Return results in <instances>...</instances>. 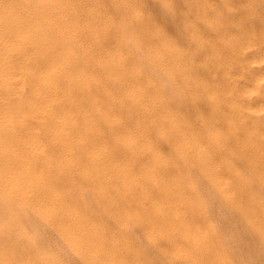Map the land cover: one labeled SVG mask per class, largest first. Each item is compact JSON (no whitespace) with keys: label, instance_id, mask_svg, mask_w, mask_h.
Masks as SVG:
<instances>
[{"label":"bare ground","instance_id":"bare-ground-1","mask_svg":"<svg viewBox=\"0 0 264 264\" xmlns=\"http://www.w3.org/2000/svg\"><path fill=\"white\" fill-rule=\"evenodd\" d=\"M86 1H88V0H86ZM102 1L104 2V0H102ZM124 1L125 0H121L122 5L125 4ZM98 2L96 3V1H95V3L97 5H98ZM192 2H194V1H192ZM258 2H260V1H258ZM113 3H115V2H113ZM155 3H156V1H155ZM160 3H161L160 5H162V7L165 8L166 10L169 7L168 5L170 4V3L167 4L166 0H160ZM204 3H205V5L203 7H204V11H206V8L209 7L210 5H209L208 0L207 1L205 0ZM82 4H84V3H82ZM82 4H81V6H82ZM105 4L107 5V2ZM147 4H148V2H147ZM153 4H154V2H153ZM182 4H184V3H182ZM185 4H186V2H185ZM220 4L222 5V3H220ZM97 5H95V6H97ZM144 5H146V4H144ZM174 5H176V4H174ZM79 6H80V4L77 3L76 0H0V264H62L56 258L55 254H54L56 251H54V253H53V252L49 251V248H43V247L40 248L39 247L40 236H41V233H43V232L38 234L37 231H35L34 229H30L28 226H26L27 224L25 222V219H26L25 217L28 215L33 217L35 220H37L38 224L40 223V224H42V226L44 225L45 227L52 230L56 234V235L55 234L54 235L59 238V240L61 241V243H63V245H65L64 247H66V249L68 251L73 253V255L77 256L78 259L81 262H83L84 264H127L126 259H125L126 257L124 256V254L132 251V249L130 247H123L122 248V246L119 244L116 246L115 245H113V246L109 245L108 246V244L106 245L104 240H106L105 237L108 236V235L105 236V229H107V228L106 227L104 228L103 226L97 224L100 219L98 221H96L97 222L96 223L95 221L92 220V218H91V220H90V218H87L89 215L87 214L88 216L86 217V215L84 214V212L87 210H84V212H83V206L82 205H84V204H82V203L84 201L82 199H80V202L77 203L76 202V199H77L76 196H78V195H76L74 197L76 205L74 204L75 206H72L71 204L68 203V202H71V200H73V199L70 200V198H71L70 189L69 188H63V187H61V189H60V188H58L59 185L57 186V184L59 182L61 183V180L68 177V176H66V174L69 175L68 171H72L70 168L76 169L75 167L78 165V164L76 165L72 159H69L68 158L69 156L67 157V155H70V153L73 152L72 148L74 146L78 147L79 153L81 154V157H82V155H84V156H87V158L92 157L96 162L101 161L103 163V164L101 163L102 167L99 165L98 166L102 168V171L104 168V170L106 169V170H109L110 173L112 172V174L116 178L114 180L115 181L117 180V182H114L115 185H113L114 183L113 184L110 183V185H111L112 189H114V190L117 189L118 192L117 191H115V192L123 195L126 198H128L127 196H131L133 201L136 199V197H139L140 201L141 200L143 201V204L149 203V205H151L153 207L152 208L153 210L149 214L147 213L148 217L145 221L146 226H147L146 229L148 232V239L151 240L150 242H154L155 240L162 238V237L167 238V243L170 245L171 250H169L170 249L169 248V249L162 251V253L167 257L168 260L173 261L176 257H181V258H184L188 264H231V262L229 260V253L223 247L224 245L222 244V242L215 240V238H216L215 229H214L213 224L210 221L211 219L209 220V218H211V217L209 216V218H208V216L206 214L207 208H206V205H204V201L202 202L201 199H199L201 196L199 198L196 196L193 185L191 183H189L188 180H186V179L184 180L183 177H185V176H182L181 173H178L179 175H177L176 173H174L172 175L165 173L167 170L166 161H164V159H162V156L160 155V153L157 152L155 150V147L152 146V144L150 142L151 140L149 141L146 139L147 137L145 138V136H144L145 135L144 130H146V129H144L145 125L143 127L144 130L141 128L142 126L141 127L139 126L140 128H138V126L135 125L138 129L136 128V130H134V131L128 130L129 131L128 132L125 130L128 133H126L125 135L122 134V136H121V134H120V136H117V134H115L114 139L117 141L116 143L120 144L123 147V151H126V153L130 157L128 161L125 160L127 162L124 161V163H122L121 161H119L122 164H119L117 160H113L114 158L109 153L113 148L109 151V147H111V146H109V144L107 143V141L104 140L103 137H102L103 139H101V140L99 139L101 141V143H99V140H98V142H96L93 139L94 142H96V144L99 143L98 146H96L95 148H93V147L90 148L91 146H87L85 148L86 150L84 149V147L81 148L86 142H88V139H92L94 137L100 138V136H103V132H102V128H101L102 125H99V123H95L93 121L94 116H96V113L99 112V107H100L98 100L95 97L96 95L93 96V94H92V92H93L92 89H96V88H94V86L99 87L97 84L98 81L96 82V77H95L96 76L95 74L97 73L98 70L96 69L97 70L96 73L93 74V72L90 71L91 68L90 69L87 68V67H89V65H92L93 67L98 66L99 68L101 67L103 69V71L106 75H107V73L110 75V78L108 77L110 80L114 76L118 80H121V79L124 80L125 79V82H127V83L124 82L125 83L124 88H126L125 94H127L128 100L131 103V108L135 109V111H136L133 113L136 114L139 112V114L142 113L143 115H145L146 113L156 114V116H158V120H160V122H162V124H165L168 126L167 128L162 127L163 125L161 126L162 128H160L159 134H158L159 137L162 138L164 141L169 140V142L171 141V143H174V145H172V146L174 147V150L176 152L175 154H177V157L186 161L188 168H193V167L198 166V168L201 170L204 178L206 179L208 185L211 186L216 191V193L223 199L224 202L230 203L233 208H235V206H236L237 207L236 209L239 210L238 206L234 202V196L231 192L232 181L230 178H226L225 174H223V170L225 168L226 170H228V173L232 176V178L233 177H239V174H238L239 172H237V169L234 166L229 165L224 159L223 160L220 159L221 160L220 162L213 161L214 158L210 155V153L206 149L203 148V146L201 145V143L197 137H195L194 135L193 136L188 135L185 132H183V130L181 128V122L182 121L179 120L178 116H175L176 115L175 112L173 113L172 111L167 110V108L164 109V107H163L164 105L162 106L163 102L161 101V98L159 97L160 95L158 96V93H156L157 92L156 90H158L157 85H155L153 82L148 80L147 83H145L146 84L145 87L138 86V84L141 83V82H139V83L136 82V80L139 79L138 71L140 70L141 67H143L145 65V63L140 58V56L137 55L138 56L137 58H140L139 60L142 61L144 63V65L142 64L143 66L141 65L140 68H138L137 66H135L134 68L131 67L132 68L131 72L130 71L128 72V70H127L128 68L126 69V67H125V65H126L125 59H128V57H125L124 53H122L120 50V49H122V51L125 50L123 47V44L128 39L125 41L123 39L120 40L117 45H115V46L113 45L114 47H112L113 48L112 50L109 49V51H106L104 54H99L98 56L92 55L91 49H94V47H96V46L97 47L101 46V45L103 46L102 43H104L103 42L104 41V35L110 29H108L107 26H100V27L97 26L96 27L97 31L95 33H93L91 31L90 34H92V33L93 34L91 35L90 40H88V42L89 41L90 42L88 44L86 43V45H85L84 42L86 40L82 42L80 35L83 32H85L86 30H90V29H88L89 28L88 25H91L90 24L91 22H89L90 20L89 21L87 20L88 22H85V24H84V23H82L83 19H82V21H80L79 14H82V13H78L79 9L81 8V7L79 8ZM90 6H91V4H90ZM98 6H100V5H98ZM107 6L109 7V4ZM147 6L150 9V5H147ZM157 6H159V4ZM89 7L87 9H84V11L86 10V11H88V13H90L92 11V9H90ZM92 7H94V6H92ZM118 7H119L118 10H120V6H118ZM159 7H161V6H159ZM185 7H186V5H185ZM255 7H256V5H255ZM135 8L136 7H133V6L130 7L131 13L133 15L132 19L135 18L134 21L136 19L140 18V12L138 10H136ZM96 9H98V8H96ZM100 9H99V11H100ZM147 9H145V10H147ZM151 9H153V8H151ZM116 10H115V12H117ZM153 10H154L153 12H155V9H153ZM159 10H161V9H159ZM190 10H191V7H190ZM84 11H82V12H84ZM113 11H111V12H113ZM120 11H118V12H120ZM148 11H150V10H148ZM106 12H108V11H106ZM153 12H152V14H153ZM100 13H102V12H100ZM121 13L122 12H120V14ZM103 14H105V13H103ZM113 14H114V12H113ZM124 14L122 13V15H124ZM189 14H191V13H189ZM111 15H112V13H111ZM115 15H112V16H115ZM125 15L128 16V14H125ZM154 15L156 16V13ZM167 15H169V14H167ZM179 15H180V13H179ZM82 16L83 15H81V18H82ZM100 16H102V15H100ZM89 17H91V16H89ZM162 17H165V20L168 17L170 18V16H167V18H166V15H163V14H162ZM257 17H259V16H257ZM115 18H117V15L115 16ZM87 19H88V17H87ZM94 19H95V17H94ZM111 19H112V17H111ZM130 19L129 20L127 19L128 20L127 22H131ZM184 19H186V17ZM184 19H183V22H184ZM249 19H248V21H249ZM170 20H172V19H170ZM170 20L168 21V23H166V22L165 23L166 24L170 23V25H171ZM117 21L118 20H116L114 22L116 23ZM154 21H155V19H154ZM252 21H253V19H252ZM98 22H101V20H99ZM98 22H96V23L93 22V23H94V25L95 24L98 25ZM180 22H181V19H180ZM117 23H120V22H117ZM134 24H136V23H134ZM103 25H105V24H103ZM113 25L114 24H112V26ZM127 25H129V24H127ZM130 25H132V23H130ZM139 25H142V24H139ZM172 25H173V23H172ZM154 26H155V24H153V26L151 25V27H154ZM155 27H157V24ZM173 28H172V31H173ZM93 29H95V28H93ZM133 29H135V27ZM111 30H110V32H111ZM118 30H120V29H118ZM139 30H140V28H139ZM139 30H138V32H139ZM145 30H147V29H145ZM151 30H153V29H151ZM206 30H207V28H206ZM127 31H128V28H127ZM134 31L137 32L136 29ZM121 32H122V29H121ZM115 33H117V32H115ZM127 33H129V31ZM155 33H156V38H158V41L161 40L160 44L156 46L154 51L150 50L151 48L149 50H147L145 52L146 53L145 56L151 57L153 59L152 60L149 58L150 62L152 60L153 62L155 61V63L159 64L160 66L161 65L165 66V59L168 58V57L166 58L165 55L166 56L168 55L169 59H170V63H168L165 67H163L164 73H166L167 77L169 76L173 80L176 79L177 77L179 78L181 73L177 68L179 67L178 65H180V61H179L180 60L179 58L181 57L180 53L178 54L180 57L176 56L177 55V53H176L177 48H175L176 46L173 45L170 41H168L166 39L163 40V37L161 38L160 29L158 27H157V29H155ZM180 33L181 32H179V34ZM109 34H111V33H109ZM144 34H145V31H144ZM172 34H173V32H172ZM116 35H118V33ZM119 35H120V33H119ZM127 35L128 34H126V36ZM87 36H88V34H87ZM130 36H131V34H130ZM138 36H139V34H138ZM105 37H106V35H105ZM120 37H121V35H120ZM134 37H136L135 34H134ZM225 37L226 36H224V38ZM260 37H262V36H260ZM128 38H130V37H128ZM131 39H134V38L131 37ZM151 39H153V38H151ZM135 40H137V38ZM138 40H139V38H138ZM142 40H144V39H142ZM111 41H109V42H111ZM145 41H146V39H145ZM129 42H131V40ZM142 43H143V41H142ZM206 43H209V42H206ZM106 44L107 43H105V45ZM112 44H114V41ZM155 44H156V42H155ZM128 45H129L130 51H131V48H133V47L130 46L131 45L130 43ZM153 45H154V43H153ZM202 45H204V44H202ZM110 46H111V44H110ZM126 46H127V44H126ZM143 46H144V43H143ZM120 47H122V48H120ZM139 47H138V49L141 48V50H142V47H140V48ZM154 47H155V45H154ZM177 47H179V46L177 45ZM223 48H224V46H223ZM261 48H262V46H261ZM105 49L108 50V48H105ZM145 50H146V48H145ZM134 52H136V54H137V51L135 49H134ZM127 54H125V55H127ZM133 55H135V53ZM142 56L144 57V55H142ZM214 57H216V56H214ZM127 61H129V59ZM134 61H136V60L134 59ZM134 61L133 62L130 61V63L133 64ZM137 62H138V60H137ZM139 64H141V63H139ZM146 65L148 68L150 67L149 69L153 68V67H151L152 65H149V63L148 64L146 63ZM133 66H134V64H133ZM147 67H145L146 71L148 69ZM158 68H160V73H161V67H158ZM149 69H148V72H151L150 74H152L153 71H150ZM155 73H157V72H155ZM155 73H153L155 76V77L154 76L153 77L158 78L159 75H157V77H156ZM178 74H179V76H178ZM259 75H261V74H259ZM147 76H148V73H147ZM256 76H258V75H256ZM165 77H162V78L164 79ZM158 79H160V78H158ZM106 80H108V79L106 78ZM113 80L115 82L118 81V80H115L113 78L110 81L112 86L115 84V82L112 83ZM165 80L168 82V80L166 78H165ZM261 80H263V77L257 78L256 82L259 83ZM175 81L176 80H174V82ZM182 81H184V79H182ZM101 82H99V83H101ZM106 82H104V84ZM110 83H108V85H110ZM164 83L165 82L162 81L163 85H164ZM120 84H122V83H120ZM120 84H118V85H120ZM165 85L168 86L167 84H165ZM180 85H181V83H180ZM197 85H198V83H197ZM102 86L104 87V85H101V87ZM107 86H105L104 89H106ZM166 86L163 88L166 89ZM115 87L117 88V86H115ZM115 87H112V88L115 89ZM225 87H226V85H225ZM124 88H122V89H124ZM173 88H174V86L172 87V89ZM182 88H185V87L182 86ZM109 89H111L110 86H109ZM168 89L169 88L167 87V90ZM170 90H171V88L169 89V91ZM120 91L122 92V90H120ZM192 91H193V89H192ZM158 92H160V91H158ZM101 93H102V91H101ZM181 93L184 94L183 92H181ZM258 94H260V93H258ZM100 95L102 96V94H100ZM111 95L113 96L114 94H111ZM119 95H120V97H122L121 94H119ZM172 95H171V97H173ZM175 95H176V93H175ZM101 96H100V98H101ZM206 96H207V94H206ZM115 97H117L116 94H115ZM110 98H111V96H110ZM118 98H119V96H118ZM118 98H116V100ZM209 98H211V97H209ZM108 100L106 103H108ZM111 101H113V100H111ZM87 102L89 103V106H88V104L86 105ZM259 102H258V104H259ZM120 103H121V101H120ZM101 106H103V105H101ZM124 107H125V105H123V108ZM101 108L102 107H100V109ZM103 108H105V107L103 106ZM238 108H240V107H238ZM108 110H109V108H108ZM115 110L112 111L113 115H114V113L117 112ZM259 110H261V111L264 110V102L263 101L260 104ZM121 111H124V110L122 109ZM112 112H110V113H112ZM250 112H251V110H250ZM120 113H122V112H120ZM130 114H132V113H130ZM152 114H151V116H152ZM222 114H223V112H222ZM98 115H100V114H98ZM98 115L96 117L97 120H99L98 118H100V116H101L100 115L98 117ZM102 115H104L103 112H102ZM119 115H122V114H119ZM248 115H249V113H248ZM103 117L104 118L100 119L99 121L102 124L104 123L105 126H106V124L108 126H110L111 124H113L112 122H116L115 118L114 119L111 118L112 116H110L109 118H108V115L103 116ZM116 117H118V116H116ZM136 117L139 118L140 116L138 115ZM144 117H142V118H144ZM255 117H257V116H255ZM131 118H133V116H131ZM152 118H153V116H152ZM134 119H137V118H134ZM97 120H96V122H97ZM119 120H120V117H119ZM121 120H123V119H121ZM126 120H127V118L125 119V121ZM131 121H132V119H131ZM148 121L146 124H148ZM152 121H153V119H152ZM136 122H135V124H138V122L137 123ZM142 122H145V120L144 121L142 120ZM117 123H116V125H117ZM122 124H123V121H122ZM141 124H145V123H141ZM156 124L157 123H155V125ZM104 125H103V127H104ZM127 125H129V124H127ZM120 126H119V128H120ZM130 126L132 127L131 124H130ZM112 127H114V126H112ZM126 127H128V126H126ZM109 129L103 130L104 134H105V131L106 130L108 131ZM121 129H123V127H121ZM124 129H125V127H124ZM157 129H158V127H157ZM132 130H133V128H132ZM122 131L125 133L124 130H122ZM110 132H111V130H110ZM116 133H117V131H116ZM119 133H121V132H119ZM111 134L112 133H110V135ZM149 135H147V136H149ZM212 135H214L216 137H214ZM208 136L213 139L212 142L214 143V145L216 146V148L218 150L224 149V147L222 145L223 143L217 135L211 134L209 132ZM107 140H108V138H107ZM109 141H110V139H109ZM223 142H224V140H223ZM94 144L95 143H93V145ZM228 144H229V142H228ZM263 144H264V142H263ZM84 146H86V144ZM88 147L91 151L89 149H88L89 151H87ZM166 147H168V146H166ZM121 149H120V151H122ZM250 149H251V147H250ZM163 150H162V152H163ZM117 151H119V150H117ZM259 153H260L259 161L261 163L260 165H262V164L264 165V151L261 150ZM143 154H145V156H146V154L149 155V157H151V162L149 161L150 163L145 164V166L143 165L144 167L142 169L141 174L136 176L132 173L133 168H132V164H130V163L134 164V161L136 159L139 160L140 156H142ZM75 155H76V153H75ZM81 157H79V155H78V158L81 159ZM78 158H77V160H78ZM83 158L85 159V157H83ZM123 159H124V157H123ZM86 161H87V159H86ZM90 162H92L91 159H90ZM79 166L77 168V171L79 173H81L80 175L81 176L83 175L82 177H84L85 172H86L87 175H85V176H88V172L86 170L84 171L81 167L79 168ZM86 166H87V164H86ZM256 167H257V169L259 168L258 170L260 172L257 171ZM89 168H90V166H89ZM250 168L256 170L255 172H256V175L258 177L257 181L260 184V186L264 188V166L260 168L259 165L252 164V165H250ZM56 171L59 172L61 174V176L59 173H58L59 174L58 175L56 173ZM65 171L68 173H66L64 175L63 173H65ZM92 173H94V172H92ZM62 174L64 175V177H62ZM89 174H90V172H89ZM70 177L71 176H69V178ZM72 179H73V177H72ZM108 179H110V178H108ZM111 179H110V181H111ZM142 179L145 180V182H146L145 187H143L141 185ZM196 180H197V178H196ZM64 181L62 182V184L64 183ZM99 181H102L101 178ZM190 181H192V180H190ZM86 182H87V179H86ZM86 182H85V184H86ZM95 182H96L97 188L95 187L94 191H96V189H97L98 194L100 195L101 199L103 198V200H105L107 197L106 194L110 193V192H108L109 191L108 188H110V187L107 184H105L107 186V188L100 187L101 186V184H99L100 182L99 183L97 181H95ZM103 182H104V180H103ZM66 183L74 184L75 181L73 183V181H71V179H70L69 182H67V180H66ZM77 185H79V184H77ZM86 185H85V187H86ZM91 185H93V183ZM245 185L246 184H244V186ZM247 186H249V183L246 185V187ZM90 187H92V189H93V186H90ZM79 188H81V186ZM79 188H78V190H79ZM83 189L84 188H82V190ZM89 189H91V188H89ZM238 189H241V188L238 187ZM149 190H151L153 192L158 191V193L162 196L163 200L160 203L152 201ZM72 191H74V190H72ZM106 191H107V193H106ZM79 192H80V190H79ZM77 193L78 192L76 191L75 194H77ZM80 193H83V192H80ZM87 195H89V194H87ZM79 196H82V194ZM114 196H116V195H114ZM83 197H81V198H83ZM85 197H86V195H85ZM89 197H91V195H89L87 197V199ZM118 197H120V195ZM155 198H157L156 195H155ZM93 199L94 198L91 199L92 201H90V199H89V201L93 202ZM117 199L118 198H116V200ZM260 199L254 193H251L250 199H249L250 203H249V206L247 207V209L244 211V208L242 206L240 207V209H241L242 214H244L245 222L248 224V226L250 225V227L253 229V231L255 233L258 234L259 238L261 239V242L264 244V205L261 203ZM68 200H70V201H68ZM95 200H94V202H95ZM85 201H88V200H85ZM98 202H100V198H99V201H97L95 203H98ZM245 202H247V201H245ZM71 203L73 204L74 201H72ZM88 204L86 206H88ZM105 204H107V203H105ZM126 204H127V202H126ZM93 205L91 204V207H93ZM225 206H227V205H225ZM89 207H90V205H89ZM95 207H96V205H95ZM108 207H109V204H108ZM84 208H86V207H84ZM122 210H124V209H122ZM146 210H148V209H146ZM89 212L91 213L90 208H89ZM85 213H88V212H85ZM112 213H113V211H112ZM115 213H117V212H115ZM135 213H137V212H135ZM143 214H145V213H143ZM106 215H107V213H106ZM96 216L97 215H95V217ZM132 216L133 215L131 214L129 217L131 218ZM115 218H117V217H115ZM101 219H102V217H101ZM133 219H134V221L136 220L137 222L140 221L139 217L137 215H134L132 220ZM108 238H109V236H108ZM52 240H54V239H52ZM48 247H49V244H48ZM60 255H59V257H60ZM134 264H137V263H134Z\"/></svg>","mask_w":264,"mask_h":264},{"label":"rangeland","instance_id":"rangeland-1","mask_svg":"<svg viewBox=\"0 0 264 264\" xmlns=\"http://www.w3.org/2000/svg\"><path fill=\"white\" fill-rule=\"evenodd\" d=\"M95 1H96V3L99 1L98 5H100V6H98L95 3ZM118 1L119 0H104V2L102 0H94V1L93 0H91V1L90 0H88V1L76 0V2L80 4L79 8L81 7L80 9L78 8L79 9L78 13H82V14H79L80 21H82V19H83L82 23H84V24H85V22H88L89 20H90L89 22H91L90 23L91 25H88V27H89L88 29H90V30L85 31L88 34V36L85 32H83L82 33L83 35L82 34L80 35L81 41L83 42L86 40L84 42V44L85 45H86V43L88 44L90 42V41L88 42V40H90L91 35L97 31V28H96L97 26H99V27L100 26H107L108 29H110V30L112 29L111 32H110V30H108L105 34L106 37L104 35V41H103L104 43H102L103 46L102 45L98 46V47L96 46V47H94V49H91L92 55L98 56L99 54H104L106 51H109V49L112 50L113 49L112 47L117 45L120 40L123 39L125 41L128 39L127 41H125V43L127 44L128 47L126 46L125 43H124L125 45L123 44V47L126 51L124 50L125 51L124 52V51H122V49H120L121 52L124 53V56L128 57V59H129V61H127L128 59H125L126 60L125 67H126V69L128 68L127 69L128 72L129 71L131 72L132 68H134L135 66L140 68L142 64L144 65V63H145V65H146V63L147 64L149 63V65H152L151 66V67H153L152 69H149L150 67L148 68L147 65L146 66L144 65V66L147 67L150 71H153V73L159 72L158 74L157 73H155V74H156V77H157V75H159L158 78H160V79L154 78L155 77L154 74L153 73L150 74L151 72H148V69L146 71V68L142 65L143 66V67H141L142 69L140 68V70L138 71L139 79H137L138 81L136 80L137 83L141 82L138 84V86L145 87L146 86L145 83H147L148 80L153 82L155 85H157L158 90H156L157 91L156 93H158V96L160 95L159 97L161 98V101L163 102L162 106L164 105L163 106L164 109L167 108V110L172 111L173 113L175 112V114H176L175 116H178L179 120L182 121L181 122V128H182L183 132H185L188 135H192V136L194 135L195 137H197L199 139L201 145L203 146V148L206 149L210 153V155L214 158L213 161L220 162L221 160L224 159L229 165H232L237 169V172H239L238 173L239 177H233L232 178V176L228 173V170H226L225 168L223 170V174H225L226 178H230L232 181L231 192L234 196V202L238 206L239 210L236 209L237 208L236 206H235V208H233L230 203L224 202L223 199L216 193V191L211 186L208 185L206 179L204 178V176H203L201 170L198 168V166L193 167V168H188L187 164H186L187 162L182 160L181 158L177 157V154H175L176 152L174 150V147L172 146V145H174V143H171V141L169 142V140L164 141L162 138L159 137L158 134H159L160 128H162V127L167 128L168 126L165 124H162V122H160V120H158V116H156V114L146 113L145 115H143L142 113L139 114L138 111H137L138 113H136V114L133 113L136 111H135V109L131 108V103L128 100L127 94H125L126 88H124V87H125V83H127V82H125V79L124 80H122V79L118 80L114 76L113 78L115 80H118L117 82H115L114 80L112 81V83H114V82H115V84L117 83L116 85L114 84L115 86H117V88H116L114 85L112 86L110 83V81L113 78H111V80H110L109 79L110 75L108 73L106 75L104 73L103 69L101 67H100L101 68L100 69L98 66L93 67L92 65H89V67H87V68H89V69L91 68L90 71H92L93 74L96 73V71L98 70L97 73L95 74L96 75L95 77H96V82L98 81L97 84L99 87L94 86V88H96V89H92L93 90L92 94H93V96L96 95L95 97L97 98L100 107L103 108V106H104L105 108L100 109V107H99V112L96 113V116H94L93 121L95 123H99V125H102L101 128H102L103 136H100V138L94 137L92 139H88V142L85 143L86 146H84L85 145L84 144L81 148L84 147V149H85L87 146H91L90 148H92V147L95 148L96 146H98L99 143H101L100 140L104 138V140L107 141L109 146H111V147H109V151L113 148L112 149L113 151L111 150L109 152L110 155L114 158L113 160H117L119 164H122V163H124L125 160L128 161L130 157L126 153V151H123V147L120 144L116 143L117 141L114 139L115 134H117V136H120V134H121V136H122V134L125 135L129 131L136 130V128H137L136 126H138V128H140L142 126L141 128L143 129V127L145 125L144 129H146V130L143 129L144 134H145L144 135L145 138L147 137L146 138L147 140H149V141L151 140L150 142H151L152 146L155 147V150L160 153V155L162 156V159H164V161H166L167 170L165 173H168L169 175H172L174 173L179 175L178 173H181L182 176H185V177H183L184 180L185 179L188 180V182L193 185L196 196L198 198L201 196L199 199H201L202 202L204 201V205H206V208H207L206 214H207L208 218H209V216L211 217V218H209V220L211 219L210 221L213 224L214 229H215V235H216L215 240L222 242V244L224 245L223 247L229 253V260H230L231 264H264V244L261 242V239L259 238L258 234L255 233L253 231V229L250 227V225L248 226V224L245 222L244 214H242L241 209H240L241 206L244 208V211L247 209V207L249 206V203H250L249 199H250L251 193H254L256 196H258L259 199L261 198L260 201L264 205V199H263L264 198V196H263L264 195V188L261 187L257 181L258 177H257L256 172H255L256 170L250 168V165H252V164H257V165H259L260 168L264 166L263 164L260 165L261 163L259 161V155H260L259 152L261 150L264 151V144H263V142H264L263 141L264 140V119H263L264 118V110L263 111L259 110L260 104L262 103V101L264 102V99H263L264 98V37H263L264 36V0H262V1L261 0H221V1L220 0H208L210 6L206 8V11H204V7H203L205 5V3H204L205 0H166L167 4L170 3L168 5L169 7L167 8V10L165 8H163L162 5H160L161 4L160 0H152V1L151 0H149V1L148 0H125L124 1L125 4H123V5L121 3V0L119 2ZM155 1H156V3L157 2L158 3L156 4ZM192 1H194V2H192ZM258 1H260V2H258ZM106 2H107V5L109 4V7L105 4ZM113 2H115V3H113ZM147 2H148V4H147ZM153 2L155 5L153 4ZM185 2H186V4H185ZM82 3H84V4H82ZM143 3L146 5H144ZM182 3H184V4H182ZM220 3H222L223 6ZM81 4H82V6H81ZM90 4H91V6H90ZM158 4L161 7L157 6ZM174 4H176V5H174ZM192 4L193 5L195 4V5L193 6ZM95 5H97V6H95ZM147 5H150V9ZM185 5H186V7H185ZM255 5H256V7H255ZM87 6L88 7L90 6L89 8L92 9V11L90 13H88V11H86V10L84 11V9L88 8ZM92 6H94V7H92ZM118 6H120L121 11L118 10L119 9ZM132 6L136 7L135 9L140 12V18H139L140 20L136 19L134 21L135 18L132 19L133 15H132L131 9H130V7H132ZM190 7H191V10H190ZM96 8H98V9H96ZM113 8L115 10L117 9L116 10L117 12H115V10ZM151 8L155 9V12H153L154 10ZM158 8L161 9L162 11L159 10ZM99 9H100V11H99ZM145 9H147V10H145ZM81 10L84 12H82ZM105 10L108 12H106ZM148 10H150V11H148ZM111 11H113L114 14ZM118 11L122 12L123 14L124 13L128 14V16L125 14L122 15V13L120 14V12H118ZM100 12H102V13H100ZM152 12H153V14H152ZM103 13H105V14H103ZM111 13H112V15L116 14L117 18H115L116 15L112 16ZM155 13H156V16L154 15ZM179 13H180V15H179ZM189 13H191V14H189ZM162 14L166 15V18H167V16H170V18L168 17L166 19L167 20L166 21L165 17H162ZM167 14H169V15H167ZM81 15H83L82 18H81ZM100 15H102V16H100ZM89 16H91V17H89ZM93 16L95 17L96 20L94 19ZM257 16H259V17H257ZM87 17H88V19H87ZM111 17H112V19H111ZM185 17H186V19H184ZM126 18L128 20L130 19L131 22H127L128 20ZM179 18L181 19V22H180ZM98 19L101 20V22H98L99 21ZM154 19H155V21H154ZM170 19H172V20H170ZM183 19H184V22H183ZM248 19H249V21H248ZM252 19H253V21H252ZM116 20H118L117 22H120V23H117V22L115 23L114 21H116ZM169 20L171 21V25H170V23L166 24V23H168ZM93 22H95V23L98 22V25L97 24L94 25ZM122 22L123 23L125 22V23L123 24ZM151 22L153 24H155V26L157 24V27L160 29V34H161L160 36H161V38L163 37V40L166 39V40L170 41L173 45L176 46V47L174 46L175 48H177L176 49L177 50L176 56L180 57L178 55L179 53L181 55V57L179 58L180 59L179 60L180 65H178L179 67L177 68L181 73V75H180L181 77L178 74L179 78L177 77L176 79H174V80H176L175 82L171 77H169V76L167 77L166 73H164V70H163V67H165L168 63H170V59H169L168 55L167 56L165 55L166 58L168 57L167 59H165V66L164 65L160 66L159 64L155 63V61L153 62L152 61L153 59L151 57L145 56V54H146L145 52L147 50H149L151 48L150 50L154 51L156 46L159 45L160 41H161V40L158 41V38H156L155 29H157V27H155V26L151 27V25L153 26V24ZM102 23L105 25H103ZM130 23H132V25H130ZM134 23H136V24H134ZM172 23H173V25H172ZM112 24H114V25L112 26ZM127 24H129V25H127ZM139 24H142V25H139ZM134 27L137 30V32L134 31L135 30V29H133ZM93 28H95V29H93ZM127 28H128L129 33L131 32L130 33L131 36L129 33H127L128 32ZM139 28L141 31L139 30ZM150 28L153 30H151ZM172 28H173V31H172ZM206 28H207V30H206ZM118 29H120V30H118ZM121 29H122V32H121ZM145 29H147V30H145ZM138 30H139V32H138ZM91 31L93 32L92 34H90ZM144 31H145V34H144ZM115 32H117L118 35H116L117 33H115ZM172 32H173V34H172ZM179 32H181V33L179 34ZM109 33H111L112 35ZM119 33H120L121 37H120ZM133 33L135 34L136 37H134ZM137 33L139 34V36ZM126 34H128V35L126 36ZM224 36H226V37L224 38ZM260 36H262L263 38ZM128 37H130V38H128ZM131 37H133L134 39H131ZM136 38H137V40H135ZM138 38H139V40H138ZM151 38H153V39H151ZM129 39L131 40V42H129L130 41ZM142 39H144V40H142ZM145 39H146V41H145ZM109 41H111V42H109ZM113 41H114V44H112ZM142 41L144 43V46H143ZM152 42L154 43L155 47H154ZM155 42H156V44H155ZM206 42H209V43H206ZM105 43H107V44L105 45ZM129 43L131 44L130 46L133 47V48H131V51H130V47L128 45ZM110 44H111V46H110ZM202 44H204V45H202ZM138 45L140 47H142V50ZM177 45L179 47H177ZM137 46L140 49H138ZM223 46H224V48H223ZM261 46H262V48H261ZM105 48H108V50ZM120 48H122V47H120ZM145 48H146V50H145ZM134 49L137 51V54H136V52H134ZM134 53H135V55H133ZM125 54H127V55H125ZM137 55L140 56V58L143 60L144 63L139 60L140 58H137L138 57ZM142 55H144V57ZM214 56H216V57H214ZM149 58L152 59L151 62H150ZM134 59L136 61H134ZM137 60H138V62H137ZM130 61L131 62L134 61V63H133L134 66L132 63H130ZM139 63H141V64H139ZM158 67H161V73H160V68H158ZM147 73H148V76H147ZM259 74H261V75H259ZM256 75H258V76H256ZM162 77H165L168 80V82L165 80V78L163 79ZM259 77H263V80H261L262 82L260 81L258 83V82H256V79ZM106 78L108 80H106ZM182 79H184V81H182ZM162 81L165 82L164 85L165 84L168 85V86L165 85L166 89L163 88L165 86L162 84ZM99 82H101V83H99ZM104 82H106V83L104 84ZM108 83H110V85H108ZM120 83H122V84H120ZM180 83H181V85H180ZM197 83H198V85H197ZM118 84H120V85H118ZM101 85H104V87L103 86L101 87ZM225 85H226V87H225ZM105 86H107V88H106L107 90L104 89ZM109 86L111 89H109ZM173 86H174V88L172 89ZM182 86L185 88H182ZM112 87H115V89H113ZM121 87L124 89H122ZM167 87L169 89L171 88V90L170 91H169V89L167 90ZM192 89H193V91H192ZM120 90H122V92ZM101 91H102V93H101ZM158 91H160V92H158ZM174 92L176 93V95ZM181 92H183L184 94H182ZM258 93H260V94H258ZM100 94H102V96ZM111 94H114V95L112 96ZM115 94L117 97H115ZM119 94H121L122 97H120ZM206 94H207V96H206ZM107 95L108 96L110 95L111 98H110V96L108 97ZM171 95L173 97H171ZM100 96H101V98H100ZM118 96H119V98H118ZM209 97H211V98H209ZM116 98H118V99L116 100ZM107 100H108V103L110 102L109 104L106 103ZM111 100H113V101H111ZM120 101H121V103H120ZM258 102H259V104H258ZM87 104L89 106L88 102L86 103V105ZM110 104L112 106L114 105L116 108L114 106L112 107ZM101 105H103V106H101ZM123 105H125L124 108H123ZM238 107H240V108H238ZM108 108H109V110H108ZM122 109L124 111H121ZM113 110L117 111L116 113H114V115L112 112ZM250 110H251V112H250ZM109 111L112 113H110ZM119 111L122 113H120ZM102 112L104 113V115H102ZM222 112H223V114H222ZM130 113H132V114H130ZM248 113H249V115H248ZM98 114H100L102 117ZM119 114H122V115H119ZM137 114L140 117L142 115H143L142 117L145 116L144 117L145 119L142 117L141 118L136 117V116H138ZM151 114H152L153 118H152ZM97 115H98V117L100 116V118H98L99 120L104 118L103 116H107V115H108V118L110 116H112L111 117L112 119L115 118L116 122L111 121L113 123L111 125L114 126L115 128L112 127L111 125L108 126L106 124V126H105L104 123L103 124L100 123V121L96 119ZM116 116H118V117H116ZM131 116H133V118H131ZM255 116H257V117H255ZM119 117H120V120H119ZM126 118H127V120L125 121ZM134 118H137V119H134ZM121 119H123V120H121ZM131 119H132V121H131ZM141 119L143 121L145 120V122H142ZM152 119H153V121H152ZM96 120H97V122H96ZM122 121H123V124H122ZM136 121L138 122V124H135ZM147 121H148V124H146ZM116 123H117V125H116ZM141 123H145V124H141ZM155 123H157V124L155 125ZM127 124H129V125H127ZM130 124L132 125V127L130 126ZM103 125H104V127H103ZM119 126H120V128H119ZM126 126H128V127H126ZM121 127H123V129H121ZM124 127H125V129H124ZM157 127H158V129H157ZM132 128H133V130H132ZM105 129H109V130L108 131L106 130L105 134H104L103 130H105ZM110 130H111V132H110ZM122 130H124V131L129 130V131L128 132L125 131V133H124ZM116 131H117V133H116ZM118 131L121 133H119ZM209 132L211 134L217 135L220 138V140L223 143L222 144L224 147L223 150H218L216 148V146L212 142L213 139L208 136ZM110 133H112V134L110 135ZM147 135H149V136H147ZM212 136H214V135H212ZM214 137H216V136H214ZM107 138H108V140H107ZM93 139L96 142H98V140L100 139L99 143L96 144V142H94ZM109 139H110V141H109ZM223 140H224V142H223ZM228 142H229V144H228ZM93 143H95V144L93 145ZM165 145L168 147H166ZM250 147H251V149H250ZM88 149H89V147L87 148V151L90 150V149L89 150ZM120 149L122 151H120ZM117 150H119V151H117ZM162 150H163V152H162ZM72 151H73L72 153L74 155L72 153H70V155H67V157L69 156L68 158L72 159L75 162V164L76 165L78 164V165L75 167L76 169L70 168L72 171L67 170L69 172V175L66 174L68 172L65 171V173H63V174L64 175L66 174V176H68V177L61 180V183L59 182L60 184L58 183L57 186L59 185L58 188H60V189H61V187L70 189V192H71L70 200L73 199V200H71V202L74 201V203L73 204L71 202H68V203L71 204L72 206H75L76 202L79 203L80 199H82L86 203L85 204L83 202L82 204H84V205H82V206H83V212H84V210H87L85 212H88V213L84 212L86 217L88 215L90 216V217L88 216L87 218H90V220L92 218V220L95 222L98 221L99 219L101 220V221L99 220L98 223L97 222L96 223L98 225L103 226L104 228L105 227L107 228V229H105V236L108 235L109 238H108V236L105 237L106 240H104V242L106 245L108 244V246L109 245L110 246H113V245L116 246L119 244L122 246V248L123 247H130L132 249V251L124 254V256L126 257L125 259H126L127 264H134V263H137V264H188L185 261V259L181 258V257H176L173 261H170L162 253V251L170 248V245L167 243V238L162 237V238L155 240L154 242H150L151 240L148 239V232L146 229L147 226H146L145 221L148 217L147 213L149 214L153 210L152 209L153 207L151 205H149V203L143 204V201L142 200L140 201L139 197H136V199L133 201L131 196H127L128 198L130 197L128 199V198L124 197L123 195L118 194L117 189L116 190L112 189L111 185H110V183L113 184L114 182H117V180L116 181L114 180L116 178L114 177L112 172L110 173L109 170L105 169L106 170L105 171L103 168V171H102L101 165L103 163L101 161L96 162L92 157L87 158V156H84V155H82V157H81V154L79 153V149L76 146H74L72 148ZM74 152L76 153L77 156L75 155ZM78 155H79V157H81V159L78 158ZM83 157H85V159ZM123 157H124V159H123ZM77 158H78V160H77ZM86 159H87V161H86ZM90 159L92 162H90ZM119 161H121L122 163H120ZM127 161H125V162H127ZM135 161H134L135 165L133 163H130V164H132V168L134 169V170L132 169V173L137 176V175L141 174L142 169L145 166V164L151 162V157H149V155H147V154H146V156H145V154H143L142 156H140L139 160L136 159ZM86 164H87V166H86ZM98 165L101 167H99ZM78 166H79V168L81 167L84 171L86 170L88 172V176H85V175H87L85 172L84 177H82L83 175L81 176L80 175L81 173H79L77 171ZM89 166H90V168H89ZM256 169H257V167H256ZM258 169H257V171H259ZM89 172H90V174H89ZM92 172H94V173L96 172V173L94 174ZM56 173L58 174L59 172L56 171ZM63 174H62V177H64ZM60 176H61V174H60ZM69 176H71V177L69 178ZM72 177H73V179H72ZM100 178L102 181H99ZM108 178H110V179L112 178L111 181ZM196 178H197V180H196ZM70 179H71V181H73V183L75 181V183L74 184L66 183V180H67V182H69ZM86 179H87V182H86ZM103 180H104V182H103ZM190 180H192V181H190ZM63 181H64V183H63L64 185L62 184ZM76 181L77 182L79 181V182L77 183ZM95 181H97L98 183L100 182L99 183V184H101L100 187L107 188V186L105 184H107L110 187V188H108V190H109L108 192H110V193L106 194L107 197L105 200H103V198L101 199L100 195L98 194L97 189H96V191H94V189L96 187ZM85 182L87 185L85 184ZM92 183H93V185H91ZM141 183H142L141 185L143 187L146 186L145 180L142 179ZM248 183H249V186L246 187V185ZM77 184H79V185H77ZM82 184L83 185L85 184L86 187H85V185L83 186ZM244 184H246V185L244 186ZM113 185H115V183ZM80 186H81V188H79ZM87 186L91 189H89ZM90 186H93V189ZM238 187L241 189H238ZM78 188H79L80 192H83V193H80ZM82 188H84V189L82 190ZM72 190H74V191H72ZM88 190L89 191L91 190V191L89 192ZM76 191L78 192L77 194H75ZM115 191H117V192H115ZM149 191H150L152 201L160 203L163 200L162 196L158 193V191H155V192H153L151 190H149ZM106 193H107V191H106ZM81 194H82V196H79ZM87 194L91 195V197H89L88 199H87V197L89 195H87ZM76 195H78L79 197ZM85 195H86V197H85ZM114 195H116L117 197ZM119 195H120V197H118ZM155 195L157 198H155ZM75 196L77 197V199L79 201L76 199V202H75V199H74ZM81 197H83V198H81ZM92 198H94L93 202H90V201H92L91 200ZM99 198H100V202H98L99 204L95 203V202L99 201ZM116 198H118V199L116 200ZM89 199H90V201H89ZM70 200H68V201H70ZM85 200H88L89 202L85 201ZM94 200H95V202H94ZM245 201H247V202H245ZM126 202H127V204H126ZM105 203H107V204H105ZM87 204H88V206H86ZM91 204L92 205L94 204L93 207H91ZM108 204H109L110 208L108 207ZM89 205H90V207H89ZM95 205H96V207H95ZM225 205H227V206H225ZM84 207H86L87 209ZM88 207L90 208L91 213L89 212ZM122 209H124V210H122ZM146 209H148V210H146ZM112 211H113V213H112ZM115 212H117V213H115ZM135 212H137V213H135ZM106 213H107V215H106ZM143 213H145V214H143ZM94 214L97 216L95 217ZM131 214L133 216L137 215L139 217L140 221L137 222L136 220L134 221V219L132 220L133 216L131 218L129 217ZM101 217H102V219H101ZM115 217H117V218H115ZM25 218L24 219H25V222L27 224L26 226H28L30 229H34L35 231L38 232V234L43 232V233H41V236H40V242H39L40 248H42V247L43 248H49V251H51L53 253H54V251H56L57 253L55 252L54 254H55L56 258L62 264H84L83 262H81L78 259L77 256L73 255V253H71L70 251H68L66 249V247H64L65 245H63V243H61L59 238L57 236H55L56 234L52 230L45 227L44 225L42 226V224H40V223L38 224L37 220H35L33 217H31L29 215L26 216ZM52 239H54V240H52ZM48 244H49V247H48ZM169 250H171V248ZM59 255H60V257H59Z\"/></svg>","mask_w":264,"mask_h":264}]
</instances>
